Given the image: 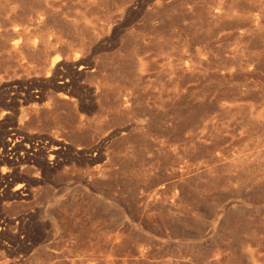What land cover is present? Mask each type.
<instances>
[{"label":"rangeland","instance_id":"obj_1","mask_svg":"<svg viewBox=\"0 0 264 264\" xmlns=\"http://www.w3.org/2000/svg\"><path fill=\"white\" fill-rule=\"evenodd\" d=\"M0 264H264V0H0Z\"/></svg>","mask_w":264,"mask_h":264},{"label":"bare ground","instance_id":"obj_2","mask_svg":"<svg viewBox=\"0 0 264 264\" xmlns=\"http://www.w3.org/2000/svg\"><path fill=\"white\" fill-rule=\"evenodd\" d=\"M63 85V84H62ZM15 135V134H14ZM20 135V134H19ZM17 138V137H16ZM15 140V139H14ZM14 140H13V142H14ZM12 147V146H11ZM41 149V148H40ZM61 149V147L59 146V145H56V146H54L53 147V149H52V155H53V157H54V154H57L58 153V151ZM37 150V149H36ZM44 150V149H43ZM42 150V151H43ZM98 150V149H97ZM46 153V152H45ZM14 154V153H13ZM51 154V153H50ZM50 157V156H49ZM52 157V156H51ZM4 181V180H3ZM26 185V184H25ZM26 187V186H25ZM22 190V189H21ZM27 192H28V190H27ZM25 197H28V194L26 193V191H24L23 193H22ZM22 195V196H23Z\"/></svg>","mask_w":264,"mask_h":264}]
</instances>
